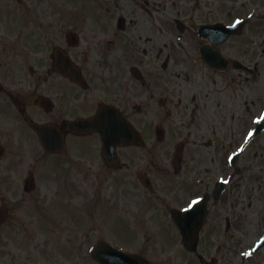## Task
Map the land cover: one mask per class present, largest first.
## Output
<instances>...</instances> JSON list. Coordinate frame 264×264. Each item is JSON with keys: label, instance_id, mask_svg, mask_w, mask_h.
I'll return each mask as SVG.
<instances>
[{"label": "flooded vegetation", "instance_id": "1", "mask_svg": "<svg viewBox=\"0 0 264 264\" xmlns=\"http://www.w3.org/2000/svg\"><path fill=\"white\" fill-rule=\"evenodd\" d=\"M74 2L85 3L88 15H78ZM60 10L59 17L34 22L41 33L27 39L23 55L16 48L0 51V160L12 134L22 140L36 136V122L54 125L63 135L66 152L52 155L93 146L102 164L110 165L101 155L100 133L78 134L71 126L106 105L111 128L127 125L139 136L118 138L119 160L109 168L126 170L140 184L146 180L150 191L157 171L175 183L173 189L190 194L174 205L184 195L143 197L163 207L160 216L170 212L178 240L174 212L207 197L187 264H264V0H70L69 16L62 5ZM236 20H242L239 27L219 43L201 35L202 25ZM203 45L248 69L210 67ZM200 69L209 74L206 82L205 76L202 83L193 79ZM164 70H181L184 84L164 83ZM227 76L239 93L228 100L220 96L223 80H216ZM81 161L79 155L66 160L70 166ZM26 175L22 195L30 193L25 183L34 176L31 169ZM0 195L17 194L0 185ZM2 202L11 212L12 201Z\"/></svg>", "mask_w": 264, "mask_h": 264}, {"label": "rangeland", "instance_id": "2", "mask_svg": "<svg viewBox=\"0 0 264 264\" xmlns=\"http://www.w3.org/2000/svg\"><path fill=\"white\" fill-rule=\"evenodd\" d=\"M60 5L69 16L70 0H0L1 53L4 48H16L18 55H23L27 39L33 41L41 33L34 22L43 16H61ZM81 5L74 2L72 7L80 11L78 15L87 16L85 3ZM163 74L164 83L170 80L180 87L184 84L181 74L166 70ZM202 76L206 82L209 74L200 69L193 79L202 83ZM216 80H223L220 96L228 100L239 94L229 76L225 81L220 77ZM11 137L9 150L0 160V185L3 191L17 195H0L12 201L11 215L0 232V264H98L91 248L99 241L139 252L151 264H187L189 254L170 225V212L160 216L163 207L158 210L152 199L143 198L169 195L175 199L184 195L172 204L185 203V195L190 194L173 189L174 182L170 184L156 171L154 190L149 191L134 175L127 178L126 170L106 168L93 146H82L79 152L71 149L66 156L43 157L35 135L32 140H22L24 137L16 134ZM78 155L81 163L68 165L66 160L77 159ZM29 169L35 176V188L22 195Z\"/></svg>", "mask_w": 264, "mask_h": 264}, {"label": "water", "instance_id": "3", "mask_svg": "<svg viewBox=\"0 0 264 264\" xmlns=\"http://www.w3.org/2000/svg\"><path fill=\"white\" fill-rule=\"evenodd\" d=\"M43 145L49 149H56L59 146L58 139H54L53 135L45 127H35ZM186 212V211H185ZM6 209L0 208V223L4 220ZM94 257L103 264H146L144 260L136 255H127L108 245H98L93 252Z\"/></svg>", "mask_w": 264, "mask_h": 264}, {"label": "snow or ice", "instance_id": "4", "mask_svg": "<svg viewBox=\"0 0 264 264\" xmlns=\"http://www.w3.org/2000/svg\"><path fill=\"white\" fill-rule=\"evenodd\" d=\"M195 203H196V201H193V204H195ZM189 207H191V205Z\"/></svg>", "mask_w": 264, "mask_h": 264}]
</instances>
